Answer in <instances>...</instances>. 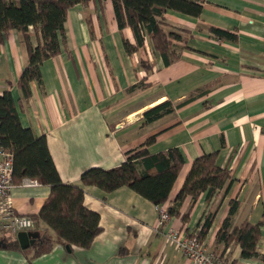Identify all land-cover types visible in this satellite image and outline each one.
Listing matches in <instances>:
<instances>
[{
  "label": "crops",
  "instance_id": "obj_1",
  "mask_svg": "<svg viewBox=\"0 0 264 264\" xmlns=\"http://www.w3.org/2000/svg\"><path fill=\"white\" fill-rule=\"evenodd\" d=\"M199 16L168 10L167 29L185 31L181 56L165 64L150 40L129 54L124 40L134 42L132 29H119L112 0H90L67 12L62 52L42 66L43 82H32V95L21 98L18 80L27 65L20 32L0 39V94L12 90L24 126L46 135L61 178L81 183L92 166L112 168L156 135L152 153L179 148L184 166L167 206L173 203L194 160L218 151L217 163L229 167L232 182L211 200L188 196L158 227V205L128 186L110 193L89 185L85 205L100 214L102 231L88 247L67 245L39 220L34 230L49 229L53 248L34 256L31 251L0 248V264H194L169 241L170 229L193 233L208 213L214 223L205 241L223 250L216 234L230 213L239 208L234 225L262 218L264 207V0H205ZM217 27L237 34L234 40L214 37ZM34 41L37 37L34 36ZM151 64L142 67L141 60ZM21 98V100H20ZM165 101L173 112L150 123L144 113ZM51 191L45 184L18 183L8 201L21 215L38 216ZM35 219V218H34ZM264 255V227L258 246ZM235 264H264L262 256L243 258L241 247L225 249Z\"/></svg>",
  "mask_w": 264,
  "mask_h": 264
},
{
  "label": "trees",
  "instance_id": "obj_2",
  "mask_svg": "<svg viewBox=\"0 0 264 264\" xmlns=\"http://www.w3.org/2000/svg\"><path fill=\"white\" fill-rule=\"evenodd\" d=\"M90 0H0V39H5L11 30L20 32L27 52V65L18 80L21 98L32 95V82H43L42 66L46 60L62 52L66 38L65 23L68 10L77 4ZM115 19L119 29H132L134 42L127 38L124 46L129 54L136 53L150 40L152 49L161 55L165 64H170L181 56L184 48L185 31L167 29L165 14L174 10L184 14L199 16L205 0H112ZM214 37L234 40L237 34L225 29L211 27ZM34 36L37 41H34ZM142 67L151 64L141 60ZM20 98V100H21ZM18 100L12 90L0 94V139L2 145L13 154V177L16 184L25 179L36 180L50 186L51 191L38 216H33L54 230L59 240L69 247H88L102 231L100 214L84 203V186L93 185L110 193L122 186H128L156 205L165 204L170 199L174 184L184 166L185 156L177 148L152 153L149 150L156 141V135L148 137L139 149L126 153V159L118 166L103 168L92 166L81 174V183H66L52 157L46 135H38L33 128L21 121ZM174 105L165 101L144 113L145 123H150L173 112ZM218 151L197 157L188 172L183 186L173 203L168 206L170 216H181L187 222L189 214L180 212L186 197L193 202L206 194L211 200L232 182L229 167L217 163ZM237 199L230 200V213L217 231V244H222V253L231 244L241 247L243 258H256L264 227V207L262 218L256 222L243 221L234 225L233 216L239 208ZM214 213H208L199 223L197 236L205 242L214 223ZM36 225V224H35ZM34 230V229H33ZM38 230V228L36 229ZM41 236L29 248L23 249L18 234L4 236L6 248L31 251L34 256L49 252L55 240L47 230L39 229ZM215 251L220 252L215 249Z\"/></svg>",
  "mask_w": 264,
  "mask_h": 264
},
{
  "label": "built area",
  "instance_id": "obj_3",
  "mask_svg": "<svg viewBox=\"0 0 264 264\" xmlns=\"http://www.w3.org/2000/svg\"><path fill=\"white\" fill-rule=\"evenodd\" d=\"M25 185H36V180L25 179ZM16 186L13 177V154L2 145L0 139V237L7 236V233L18 234L21 231L32 230L36 224L35 219L30 215L18 214L10 205L8 198L12 189ZM159 224L170 219L169 209L166 204L158 205ZM193 233H183L170 229L166 233L169 241L175 243L179 249L194 264H235L233 258L226 252H216L210 249L205 242Z\"/></svg>",
  "mask_w": 264,
  "mask_h": 264
},
{
  "label": "water",
  "instance_id": "obj_4",
  "mask_svg": "<svg viewBox=\"0 0 264 264\" xmlns=\"http://www.w3.org/2000/svg\"><path fill=\"white\" fill-rule=\"evenodd\" d=\"M18 240L23 249L29 248L35 241L41 236L39 230H28V231H21L18 233ZM6 241L0 237V248L6 247ZM67 247L70 249L69 245Z\"/></svg>",
  "mask_w": 264,
  "mask_h": 264
},
{
  "label": "rangeland",
  "instance_id": "obj_5",
  "mask_svg": "<svg viewBox=\"0 0 264 264\" xmlns=\"http://www.w3.org/2000/svg\"><path fill=\"white\" fill-rule=\"evenodd\" d=\"M21 183H23V182H21ZM16 184V183H15ZM24 184V183H23ZM39 184V183H38ZM17 185V184H16ZM37 185V184H36ZM167 205V204H166ZM170 206V205H169ZM165 223L166 222H164L163 224H159V220H158V227H161V226H164L165 225ZM47 230V229H46ZM176 230V229H175ZM178 231H180V230H178ZM47 232H48V234H49V236H54V235H51L50 234V231H49V229L47 230ZM184 233V232H183ZM11 235H14V234H12V233H7V236H11ZM220 251V253H222V251L221 250H219ZM217 252V251H216ZM234 260V259H233Z\"/></svg>",
  "mask_w": 264,
  "mask_h": 264
}]
</instances>
